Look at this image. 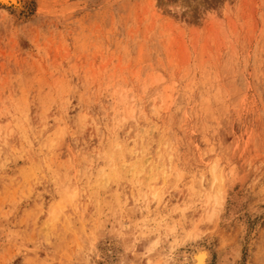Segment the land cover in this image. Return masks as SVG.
<instances>
[{
  "label": "rangeland",
  "instance_id": "1",
  "mask_svg": "<svg viewBox=\"0 0 264 264\" xmlns=\"http://www.w3.org/2000/svg\"><path fill=\"white\" fill-rule=\"evenodd\" d=\"M16 3L0 264H264V0Z\"/></svg>",
  "mask_w": 264,
  "mask_h": 264
},
{
  "label": "bare ground",
  "instance_id": "2",
  "mask_svg": "<svg viewBox=\"0 0 264 264\" xmlns=\"http://www.w3.org/2000/svg\"><path fill=\"white\" fill-rule=\"evenodd\" d=\"M12 2L15 3V8H20V5L23 3H19V5L16 3V0H1V2L4 4L6 2ZM8 4V3H7ZM21 9V8H20ZM16 11V10H15ZM191 255V254H190ZM192 263L191 264H207L209 260V253L206 249L199 248L196 249L191 256Z\"/></svg>",
  "mask_w": 264,
  "mask_h": 264
}]
</instances>
